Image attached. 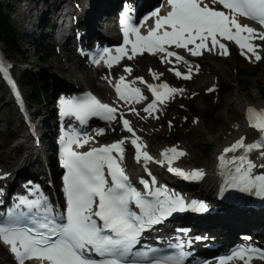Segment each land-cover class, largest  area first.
<instances>
[{
	"label": "snow or ice",
	"instance_id": "6c2138e0",
	"mask_svg": "<svg viewBox=\"0 0 264 264\" xmlns=\"http://www.w3.org/2000/svg\"><path fill=\"white\" fill-rule=\"evenodd\" d=\"M210 3L222 5L227 11L216 10L205 0H167L170 10L165 15H160L158 8L140 26L130 24L125 16V47H117L116 55L106 51L104 63L111 67L113 62L118 63L125 56L132 59L145 52L163 54L162 62H170L168 58L175 57L177 62L187 63L176 51L169 50V46L183 49L193 57L202 55L204 51L216 52L217 49L218 54L228 55L227 46L221 39L234 42L242 55L250 53L251 57L260 60L259 45L253 44L252 40L258 38L264 41V32L241 24L238 18L251 19L264 27V0H210ZM153 18L154 26L148 29L147 34H141V27ZM128 45L131 46L130 55L126 48ZM191 70L190 66L189 74L182 75L175 71V75L187 80L191 78ZM124 71L131 70L125 68ZM152 75L158 79L156 73ZM137 79L144 82L142 78ZM131 83L135 84L136 81ZM147 87L153 100L143 110L149 115H153L158 104L162 105L169 97L183 92V89L170 87L166 83L148 84ZM115 92L125 103L145 99L139 87H130L125 83L124 76L117 80ZM61 104L66 114L76 116L81 122L87 117H99L111 122L119 114L123 128L133 137L130 142L135 149L137 162L153 160L147 151L142 150L146 146L139 142L140 137L118 108L101 103L91 95L82 100H62ZM131 111L135 112V109ZM246 115L249 126L260 134L259 139L246 144L241 137L226 147L218 159L221 164L233 165V170L228 174L230 187L244 192L255 191L257 195L264 196V173L253 174L255 168H264V163L258 165L250 158V153L256 151L264 160V109L258 111L250 107ZM99 134H103L102 129ZM90 140L91 137L80 133H69L62 137L61 166L66 169L63 176L64 212L54 214L52 206L42 200L21 198L20 205L27 211L13 210L9 213L8 222L0 223V242L10 246L17 264H25L32 259L40 264H183V253L175 257H157L154 249L134 253L133 247L143 232L173 213L188 209L206 211V206L199 202L186 205L178 195H168L162 189L152 190L145 180L140 181L144 191H138L131 185L121 166L126 139L92 147L88 151L75 150L83 148ZM238 149L242 150V154L226 161L225 155ZM169 153L184 155L175 148L165 149L161 153L163 159L158 163L167 162L169 172L189 179L203 175L201 170L184 173L172 167ZM233 258L244 259V264H249L253 258L264 259V252L241 249L230 257L220 258L218 264H226Z\"/></svg>",
	"mask_w": 264,
	"mask_h": 264
},
{
	"label": "bare ground",
	"instance_id": "6f19581e",
	"mask_svg": "<svg viewBox=\"0 0 264 264\" xmlns=\"http://www.w3.org/2000/svg\"><path fill=\"white\" fill-rule=\"evenodd\" d=\"M120 1L121 0H77V4L74 0H36L33 5H31L30 3H23L22 6H19V9L20 7H22L23 16H25V19L24 21L22 19L18 20L23 26L21 38L25 41V43L29 44L31 43L32 38L36 36L39 39H44L47 37H51V39H54L53 37L55 36L56 40L59 37L58 41L60 42V44H58L57 41L56 45L59 49L63 48L62 50H69V48L71 49L73 43H79L81 45H84L88 44L89 41L97 38L107 40V35H105L104 37L101 36V32L104 33V30L101 31L102 28H100V23L101 21H103L101 18L103 15L109 14L110 11L115 7V5H118ZM124 1L126 2V0ZM128 1H133L134 6L136 8L147 7L150 3H155V0ZM159 1L160 4L164 2V0ZM63 3L65 4V6L60 12L59 10L62 7ZM71 5L73 6L74 10L77 11V14L72 13ZM24 6L26 7L24 8ZM58 7L60 8L58 9ZM61 18H63V23L66 22V27L64 28V30H62L63 32L59 34V36H57V31L59 29V24L57 20H61ZM50 21L52 23L50 30L44 32V26H46L45 22ZM239 22L241 24H246L250 26L247 21L241 20ZM28 25H30L31 28H28ZM253 29H255L257 32H261L260 29L257 27H254ZM252 43L255 45H259V47H262V50H258L261 59L257 61L254 57H251L250 53H248L245 58H242L243 62L247 64L262 61L264 57V41L258 38H254L252 40ZM231 47L235 48L239 54L241 53V49L235 43H228V48ZM181 51L187 63H184L183 61L175 62L171 59H168V61L170 62H162L161 58H159L158 63L162 65L163 68L165 66H170L171 69L173 67L178 68L179 72H181L182 75L189 74V67L191 66V78L187 79L186 82L189 83L191 87H194L195 89L209 81H213L214 79H216L217 72L219 70L215 68L214 65L210 67L203 66L205 62L204 60H212L216 62L219 60V57L223 55L218 54V51H204L202 55L193 57L185 50L181 49ZM244 51L247 52L246 49ZM153 59L154 56L152 55L137 56L135 60L131 61L130 63V65L132 66V73L136 70V67L141 64L140 61L146 62L148 64V67H151L153 65ZM17 70V67H13V72H16ZM169 76L175 79H183L178 78L172 72L169 73ZM125 77L129 78L128 76ZM81 78L82 81L86 80L85 77ZM76 81L80 80L76 79ZM104 82H106V79L104 80ZM209 83L210 84L208 85L210 86L212 82ZM60 85H63L64 87L67 86L66 82L54 81L52 88ZM99 93L102 94V99L105 102L113 103L112 99L108 94V90L104 85L100 87ZM227 93V96L221 97L217 101L218 104L222 106L224 105V107H228L229 105L233 104L234 109L236 111L241 112V116L237 121L230 123L226 132H220L212 137L211 140L216 144V152L214 153V158L210 160L208 159L205 162L204 166H202L201 168L193 165L189 166L191 168L201 170L203 173V180H201L195 190L197 194L204 189L216 191V188L218 186V176L217 173L213 172L216 166V159H218L219 155L222 154L223 148L231 146L236 140L240 139L241 137H244V140L246 142H252V140L255 138V135L247 126V120L245 117V110L247 106L252 104H249L247 102V97L245 95H240V92L238 91H236L235 93H231V90L228 88ZM8 98V101L10 103H13L10 96H8ZM144 103V99L139 102L132 101V104L129 107L130 113H128V109L125 108L121 109L122 114L128 116L130 120H134L140 117L145 131L158 135L160 128L162 127L164 114L163 112L158 111V109L155 110L153 115H149L144 111L138 110L139 108L141 109V107H143ZM12 106L16 113V119L18 123L22 126L23 130L25 131V134L21 137V141H17L10 150L4 149L5 151L0 154V191L3 194L12 193L14 191H22L27 186L31 187V185H28L29 182H37L44 190L48 191L50 198L53 199L55 193L54 189L52 188L54 187V185L52 186V178L54 177L55 170L50 168V164L51 166H53L52 156H49L47 161H44L43 155H45V152L40 151V149L42 148V141L44 142L46 139H48L51 133L47 115L50 116L52 110L51 108L43 110L45 118L42 121L40 118L41 116H39L38 120L34 119L33 117L35 116V112L31 111L29 122H25L22 115H20L18 109H16L13 104ZM252 106L256 107L258 110H262L264 109V102H259L256 105ZM115 107L118 108L116 105ZM131 109H135V112L131 111ZM228 109L229 108L226 109L227 112ZM42 125L47 127L48 130L44 134H39V132H41L40 127ZM30 126L33 127V133L29 130ZM44 137L46 138L44 139ZM129 141L130 138H128L127 142L128 147L129 144H131ZM139 142L145 145L143 142H141V139ZM150 147L151 148L149 149H144L155 157L154 161L147 163L137 162L134 154L131 152V156H127L130 157V159H128L127 157L124 158L123 165L126 167V169H131L132 173H136L138 170L144 171L146 172V175H150L152 179L157 178V176L159 175L169 176L172 180H175V177H173L172 172L168 171L167 162L158 163V161H161L163 159L161 157V153L167 148L163 145H156L154 147ZM50 150L51 144L47 145L45 151L46 153H48ZM21 151L23 156H20ZM169 156L171 158L178 157V159H175L172 163V167L175 168L177 165H179V169L185 167L182 166V163L185 161V159L182 158L183 155L177 156L174 153H169ZM9 159H11L12 161H8ZM2 161L4 163H2ZM6 161L10 163V166L5 165ZM167 187L169 189H177L181 191V187H179L176 183H167ZM208 194L210 193H206V195ZM216 196L217 193L214 194L213 199H207L206 197H204V202L206 204V212L199 216L198 220H194L192 222L183 221L185 223V226L189 227V231L191 234H204L207 239L215 241L217 245L219 244L218 239H220L221 242V239L223 238L221 235H225L227 239L232 242L233 238H230V236L231 234L237 233L238 230V232H240L241 230L248 231L252 233L253 236L256 238H258L259 236L264 237V216H257L258 213H264V211L249 215L247 214V210L238 209V212H233L232 215L229 214L228 216L227 212L219 207V205L223 204H216ZM213 201L216 205L212 203ZM235 213L237 215H244L247 218H237L234 216ZM221 229L224 231L226 230V233L220 234L219 231ZM197 247L198 249L203 248V243H198ZM0 264L8 263L0 259Z\"/></svg>",
	"mask_w": 264,
	"mask_h": 264
},
{
	"label": "rangeland",
	"instance_id": "374dc122",
	"mask_svg": "<svg viewBox=\"0 0 264 264\" xmlns=\"http://www.w3.org/2000/svg\"><path fill=\"white\" fill-rule=\"evenodd\" d=\"M0 1L1 5L5 8L11 24L17 31V41L23 57L21 58L20 56H11L5 51L4 52L12 61V68L17 67L18 69L16 72H14V75L18 79L19 83L26 80V78H30L31 82H33L32 87L34 85L37 93L39 94V103L26 104V109L32 112L34 111L35 115L45 109L51 108V110H53L52 104L54 95L58 91H63L71 86L79 87L82 90H92L103 98L102 94L99 93V89L102 85H104L106 76L110 77L113 73L116 76L119 74H125V71L121 69L104 72V74H99V72L93 73L89 71L85 67L83 60L76 55L74 46H72L71 49L69 48V50H62L63 48L59 49L56 45L55 36L53 37L54 39H51V37L39 39L36 36L32 38L31 43H25V41L21 38L23 26L21 22L18 21L19 19L24 21L25 16L20 17L18 13L22 12L23 10L22 7L19 9V6H22V4L26 3V1ZM74 1L78 4L77 0ZM35 2L36 0H32L28 1L27 3L33 5ZM148 7L149 5L145 8ZM114 9L115 7L110 11L109 14L103 15L101 18L103 20L100 23V28H102L101 31L107 30L108 38H115L116 36L113 32L114 24L112 20ZM71 10L73 14H77V11L74 10L72 5ZM28 28H31V26L28 25ZM47 31H49V29L44 30V32ZM101 33L104 35L103 32ZM36 43H40L41 46H46V44H51L53 46L52 55L47 60V62H43L42 60L38 59L33 53ZM0 49L4 50L2 45H0ZM258 50H262V47H259ZM204 61L205 62L203 66L210 67L214 65V67L219 71L217 72L216 79L209 81L212 82L210 86L208 85L210 83L207 82L196 89L191 87V85L187 83L185 79H175L169 76V73H171L169 69H171V67L165 66L163 68L156 59H153V65L151 67H148V64L144 61H140L141 65L136 67L132 77H147L148 71L153 70L158 74H162L161 80L167 82L170 87L183 89L182 93H177L171 96L170 101L165 106L158 107V111L163 112L164 114L162 127L160 128L158 135L146 132L140 117L130 120L128 116L123 115L124 118L126 117V119L130 122L132 128H134L136 131V134L140 136L141 141L145 144L147 149L151 148L150 146L154 147L156 145H163L167 149L175 148L177 151L183 152L184 155L182 158H184L185 161L182 163V166L187 165L189 167L190 165H193L201 168L208 159L210 160L214 158L216 144L211 140L212 137L220 132H226L230 123L237 121L240 118L241 112L236 111L233 104L229 105L228 107H224V105H219L217 102L221 97L227 96L228 88L231 90V93L238 91L240 92V95H245L249 104L256 105L259 102H264V98L260 96L258 91L260 88L264 89V57L262 61L247 64L243 62L239 53H237L234 49H230V52L226 57L220 56L219 60L216 62L212 60ZM126 64L127 65H125V68L131 69L132 66L130 63L128 62ZM238 70H243L245 72H255V77H247L244 79L248 80L249 83V86L246 87V89L242 88V78L239 75ZM172 73H175L174 68ZM81 77H85L86 80L82 81ZM76 79H79L80 81H76ZM54 81L66 82L67 86L64 87L63 85H60L52 88ZM21 90L24 95H26L31 89L28 85L21 84ZM108 94L112 99L109 90ZM8 99V94L4 92V88L0 82V154L5 150H10L17 141H21V137L25 134L22 126L16 119V113L12 103H10ZM186 100H190L195 104L194 106L197 108L198 118H194L192 113L190 114L189 112H186ZM144 102H148V100H145ZM144 107L145 105H143V107H141V109L139 108L138 110L142 111ZM206 108H208L209 112H212L214 121H207L204 118ZM227 108H229L228 112L226 111ZM47 117L50 124L51 133L48 139H46L44 142L42 141V148L40 151L45 152V155H43L44 161H47L48 157L52 156V151L50 150L48 153H46L45 149L47 148V145L50 144L52 148L51 125L53 124L54 120L52 118V113L50 116L47 115ZM47 130V127L41 126V132H39V134H44ZM171 135H174L176 140H171ZM128 136V132L122 131L119 128L118 123H116L108 126L104 133L97 138V140L98 142H107L114 138L127 139ZM45 138L46 137H44V139ZM209 147L211 148L210 152L206 155L203 154V150H208ZM127 149L128 148L126 147V150ZM126 155L131 156L130 152H126ZM20 156H23L22 151ZM53 157L54 156H52V158ZM127 158L130 159V157ZM8 161L12 160L9 159ZM2 163L4 162L2 161ZM5 165L10 166V163L6 161ZM52 165L53 166L50 164L51 169L55 167L53 161ZM54 191L57 193V184H54ZM208 192L210 194L206 195ZM212 194L213 191L208 189H204L198 193L199 196L206 197L207 199H213L214 195ZM229 214L232 215L233 212L227 211L228 216ZM262 215L264 216V213L257 214V216ZM234 216L237 218H247L244 215H237L236 213ZM219 232L220 234H223L226 233V230L224 231L221 229ZM221 236L223 237L221 241L225 238L227 241H229L225 235ZM230 238H233L232 242L235 240L237 241V233L231 234ZM229 243L231 242L229 241ZM0 259L8 264H12L5 251L1 248Z\"/></svg>",
	"mask_w": 264,
	"mask_h": 264
},
{
	"label": "trees",
	"instance_id": "16d2710c",
	"mask_svg": "<svg viewBox=\"0 0 264 264\" xmlns=\"http://www.w3.org/2000/svg\"><path fill=\"white\" fill-rule=\"evenodd\" d=\"M9 2H16L18 0H8ZM1 2V1H0ZM0 45H2L4 51L11 55V56H20L21 58L23 57V54L20 50L18 41H17V31L15 30V28L13 27V25L11 24L10 19L8 18V15L5 11L4 6L1 5L0 3ZM52 48L53 46L51 44H46V46H41V44L36 43L35 44V50H34V54L36 55V57L40 60H42L43 62H47V60L51 57L52 55ZM239 75L242 78V88L246 89V87L249 86L248 80H244L247 77H255V72L251 71V72H245V71H241L238 70ZM32 83L30 78H26V80L22 81L21 84H25L28 85L29 88L31 89L27 94H26V98L28 100V102L30 104L32 103H39V94L36 91L35 86L33 85L32 87ZM260 96L262 98H264V89L260 88L258 89ZM187 105H186V110H188L190 113H192V115L197 116V108H195V104L190 101L187 100ZM212 112L208 111V108H206L205 113H204V118L207 121H214V118L212 116ZM171 140H176L175 136L172 135ZM210 147L208 150H203V154H208L210 152Z\"/></svg>",
	"mask_w": 264,
	"mask_h": 264
}]
</instances>
